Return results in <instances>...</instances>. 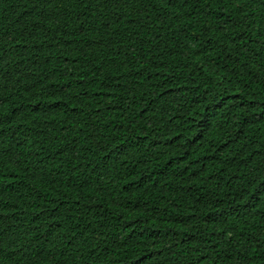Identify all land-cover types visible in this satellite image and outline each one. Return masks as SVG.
<instances>
[{"label": "trees", "instance_id": "1", "mask_svg": "<svg viewBox=\"0 0 264 264\" xmlns=\"http://www.w3.org/2000/svg\"><path fill=\"white\" fill-rule=\"evenodd\" d=\"M0 264H264V0H0Z\"/></svg>", "mask_w": 264, "mask_h": 264}]
</instances>
